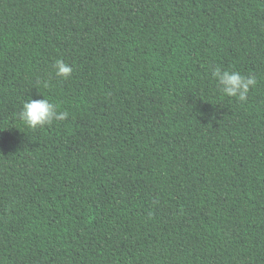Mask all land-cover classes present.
<instances>
[{"label": "trees", "instance_id": "1", "mask_svg": "<svg viewBox=\"0 0 264 264\" xmlns=\"http://www.w3.org/2000/svg\"><path fill=\"white\" fill-rule=\"evenodd\" d=\"M0 264H264V0H0Z\"/></svg>", "mask_w": 264, "mask_h": 264}, {"label": "clouds", "instance_id": "2", "mask_svg": "<svg viewBox=\"0 0 264 264\" xmlns=\"http://www.w3.org/2000/svg\"><path fill=\"white\" fill-rule=\"evenodd\" d=\"M54 67L57 77L62 79L71 77L73 67L64 60L58 59ZM212 76L218 81L221 91L226 96L236 97L242 102L247 100L250 89L257 86V79L254 75L244 76L237 71H222L217 67L212 72ZM68 116L67 111H58V106L45 98L25 102L19 112V118L32 129L50 125L53 121H64Z\"/></svg>", "mask_w": 264, "mask_h": 264}]
</instances>
